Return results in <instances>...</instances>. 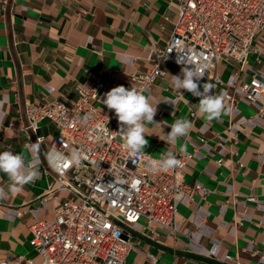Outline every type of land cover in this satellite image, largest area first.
<instances>
[{"label":"crops","instance_id":"obj_1","mask_svg":"<svg viewBox=\"0 0 264 264\" xmlns=\"http://www.w3.org/2000/svg\"><path fill=\"white\" fill-rule=\"evenodd\" d=\"M179 1L0 0V151L10 148L28 158L25 134L18 131L24 104L42 97L70 103L77 98L74 86L95 77L103 83L97 106L118 122L102 103L104 93L121 85L131 89V73L151 65L153 43L162 44L170 36ZM255 46L263 52L261 62L255 61L256 53L244 65L222 61L215 70L222 83L206 77L198 82L201 90L204 83L213 85V94H222L232 109L218 120L207 122L198 113L199 98L173 87L172 76L182 68L172 62H165L164 75L144 90L154 106L158 103V124L146 125L144 150L157 157L181 148L193 152L182 180L202 183L210 192L176 204V233L160 229L152 239L133 232L136 250L127 256L131 264H143L141 251L146 250L157 255V264H246L264 252V115H256L255 102L225 97L239 79L256 74L264 81V33H258ZM184 118L193 128L186 137L168 142L169 125ZM40 132L49 139L56 127L43 120ZM46 145L40 144L38 153L39 178L0 200V264H31L28 259L39 264L28 225L50 218L68 195L64 189L47 194L53 174L43 161ZM8 183L0 173V187L7 189ZM248 194L257 201L245 200ZM17 208L25 212L22 217ZM224 254L233 259L222 260Z\"/></svg>","mask_w":264,"mask_h":264},{"label":"built area","instance_id":"obj_2","mask_svg":"<svg viewBox=\"0 0 264 264\" xmlns=\"http://www.w3.org/2000/svg\"><path fill=\"white\" fill-rule=\"evenodd\" d=\"M175 9L177 19L170 36L162 44L153 43L151 65L131 73L133 88L148 89L164 75L167 61L180 68L194 66L218 83L222 81L215 70L222 61L244 65L249 54L256 53L255 61L261 62L263 52L255 46V38L264 33V0H180ZM102 85L101 78L95 77L74 86L77 98L70 103L42 97L38 102H26L21 110L18 131L25 134V144L47 142L42 156L53 174L47 194L54 189L68 193L54 206L50 218H36L28 225L29 244L39 264H131L127 256L136 250L133 232L152 239L160 229L176 233V204L180 200L191 202L195 195L205 198L210 192L202 183L182 180L193 152L177 150L174 154L182 166L157 173L149 171L147 163L160 157L148 150H144L148 155L140 158L131 156L116 133L119 123L97 106ZM225 97L255 102L259 109L256 115H264V81L256 74L231 83ZM89 114L91 119L84 122ZM43 120L56 127L49 139L40 132ZM98 125H107L102 136ZM73 150L87 155L81 166L70 161L63 166L49 163V153L62 152L69 157ZM217 162L222 163V159ZM242 166L238 161L237 167ZM245 200L257 198L248 194ZM24 214L17 208L18 217ZM186 235L191 236V232ZM141 252L145 255L143 264H157L156 254ZM232 259L224 254L222 260ZM28 262L34 263L31 259ZM246 264H264V252L257 261Z\"/></svg>","mask_w":264,"mask_h":264},{"label":"clouds","instance_id":"obj_3","mask_svg":"<svg viewBox=\"0 0 264 264\" xmlns=\"http://www.w3.org/2000/svg\"><path fill=\"white\" fill-rule=\"evenodd\" d=\"M183 63V61H178ZM204 72L196 67H182L181 74L172 76L173 87L180 91L186 90L194 97L199 98L198 113L207 122L218 120L222 115H229L232 111L227 107L223 95L213 94V85L204 83L201 86L199 81L204 77ZM102 103L107 109L113 110L120 125V131L116 132L123 141V147L131 156L140 158L145 153L144 149L148 145L145 138L146 125L155 123L154 117L157 113V104L153 105L152 98L144 94L143 89L116 86L104 93ZM91 119V114L84 117V122ZM107 125L99 126L100 133L103 135V128ZM171 131L165 135L168 142H175L181 137H186L193 128V123L187 119H176L169 125ZM25 150L29 153L26 158L23 153H14L10 148L0 151V173L8 178L7 189L0 187V200L7 199L10 193L19 192L23 186L34 183L39 178V159L38 153L40 144L27 143ZM88 159L87 155L79 150H73L69 157L62 152L48 154L50 164L63 166L65 161H70L75 166H81ZM135 163V161L133 162ZM182 166V161L172 152L163 153L157 160H150L147 163L149 171L157 173L167 171Z\"/></svg>","mask_w":264,"mask_h":264}]
</instances>
